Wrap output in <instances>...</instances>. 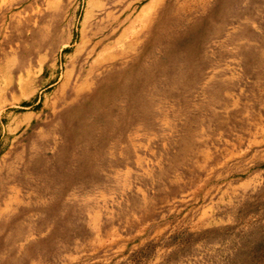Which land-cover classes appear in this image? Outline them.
<instances>
[{
  "label": "rangeland",
  "instance_id": "1",
  "mask_svg": "<svg viewBox=\"0 0 264 264\" xmlns=\"http://www.w3.org/2000/svg\"><path fill=\"white\" fill-rule=\"evenodd\" d=\"M0 264H264V0H0Z\"/></svg>",
  "mask_w": 264,
  "mask_h": 264
},
{
  "label": "bare ground",
  "instance_id": "2",
  "mask_svg": "<svg viewBox=\"0 0 264 264\" xmlns=\"http://www.w3.org/2000/svg\"><path fill=\"white\" fill-rule=\"evenodd\" d=\"M152 27V26H151Z\"/></svg>",
  "mask_w": 264,
  "mask_h": 264
}]
</instances>
